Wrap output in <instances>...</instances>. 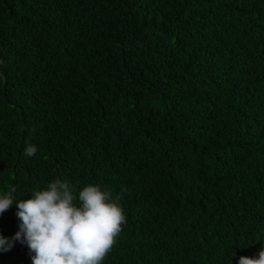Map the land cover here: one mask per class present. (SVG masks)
<instances>
[{"label":"trees","instance_id":"1","mask_svg":"<svg viewBox=\"0 0 264 264\" xmlns=\"http://www.w3.org/2000/svg\"><path fill=\"white\" fill-rule=\"evenodd\" d=\"M55 179L121 196L102 264L257 257L264 0H0V196ZM17 211L0 264H32Z\"/></svg>","mask_w":264,"mask_h":264},{"label":"clouds","instance_id":"2","mask_svg":"<svg viewBox=\"0 0 264 264\" xmlns=\"http://www.w3.org/2000/svg\"><path fill=\"white\" fill-rule=\"evenodd\" d=\"M37 151L29 144L24 154L31 157ZM14 191L0 196V215L15 203L20 224L12 240L27 245L32 264H102L126 223L121 196L113 199L99 185L77 191L69 181L55 179L28 200H17ZM11 247L12 241L0 237V251ZM238 264H264V248Z\"/></svg>","mask_w":264,"mask_h":264}]
</instances>
